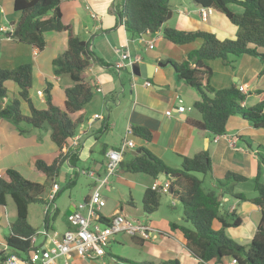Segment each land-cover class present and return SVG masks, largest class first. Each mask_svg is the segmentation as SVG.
Segmentation results:
<instances>
[{"label":"crops","instance_id":"1","mask_svg":"<svg viewBox=\"0 0 264 264\" xmlns=\"http://www.w3.org/2000/svg\"><path fill=\"white\" fill-rule=\"evenodd\" d=\"M14 1L0 0V24L17 26L21 13L15 10ZM123 3L124 0L60 2L63 23L70 27L75 36L89 42L91 65L84 72V80L94 88V96L85 110L73 115V118L83 113L86 115V121L75 135L78 139L77 146L74 147L71 141L78 162H67L68 166L63 168V175H60L63 180H68L71 186L78 183V176L83 169L94 170L96 177L85 175L89 192L78 203L65 205V214L68 217V212L75 209L80 202L90 199L93 188L98 184L96 178H102L106 174L107 152L122 146L127 139H131L134 146L126 147L122 162L135 156L133 153L136 150L147 148L168 166L179 168L183 156L192 157L208 150L212 163L210 178L203 174L200 177L196 175L203 180V184H207L208 189L218 188L217 179H223L228 171L247 177L246 181L236 183L234 189L244 193L247 199L242 200L227 194L223 198V208L236 212L242 219L241 225L228 227L226 232L238 243L248 246L261 218L260 208L250 199L256 195L254 179L260 153L264 154V128H255L238 115H232L228 119L227 131L222 136L212 135L196 127L192 122L201 119V114L193 105L200 99V93L179 78L173 61H184L190 51L200 48L202 40L175 44L164 37L162 30L153 34L146 32L141 36H133L128 33L120 19L119 12ZM170 6L172 17L164 26L184 31H208L221 40L236 37L238 27L216 9L210 8L207 19L204 20L201 15L203 7L196 5L192 0H170ZM236 8L241 10V7ZM69 33L46 32V47L41 51L35 46L0 33V68L12 69L25 63L32 64V87L29 96L38 109L47 107L48 90L53 103L61 108L65 107L66 88L72 86L73 81L68 74L54 73L53 60L67 50ZM150 44L154 47L150 48ZM121 50H128L133 60L131 66L117 68L116 63L121 60ZM141 62L146 63L144 71L138 69L135 73L133 64ZM206 62L213 70L210 82L215 88L243 86L247 93L244 104L248 106H253L264 98V74H261L263 65L258 57L244 54L230 56L229 64L221 59ZM158 63L165 65L158 66ZM147 80L152 83L151 86L145 85ZM49 83L52 84L51 87ZM5 85L8 93L3 104L12 98H18L21 100V109L25 114H29L27 102L20 97L19 85L13 80H7ZM98 88H101V91H98ZM38 90H42L41 95L37 93ZM180 105L192 109L180 114L176 111ZM168 110H172V114L168 115ZM134 126L149 129L152 138L147 141L134 133L128 135V128L133 129ZM44 128L48 129V135L41 137L40 132H33L31 128L20 132L12 122L0 119V174L8 168H15L30 180L33 176L41 177L35 171L36 159L42 158L50 163L57 154V145L50 136L51 129L48 126ZM232 141L234 144H231ZM79 162L84 166H78ZM58 180L60 181V178ZM157 180L144 173L125 171L120 166L112 180L101 187L106 206L100 213L106 218L124 214L150 224L154 228L150 238L142 240L140 235H136V242L132 236L120 233L110 242L104 257L90 259L74 255L70 258V264H132L128 261H118L116 256L142 263L199 264V259L186 247L180 229L172 228L173 222H183V211H178L175 215L167 213L161 210L160 203L156 212L145 213L142 206L145 190ZM159 180H166V177L160 176ZM110 189L118 190L113 198L106 195V191ZM57 207V218H63V210L61 211L58 204ZM215 221L217 224L213 222V227L216 224L214 228L220 229L221 223ZM7 225L11 224L8 222ZM54 227L50 222V229L59 232ZM73 228L69 222L67 230ZM37 236H42L41 231ZM43 242L44 239L36 244ZM0 243L4 245L5 238L0 240ZM113 243L122 251L126 247L124 243H128L129 251L117 253L112 248ZM44 244L50 246L48 242ZM21 258H26V254ZM59 264H63L62 260ZM205 264L238 263L227 257L220 262L211 261Z\"/></svg>","mask_w":264,"mask_h":264},{"label":"trees","instance_id":"2","mask_svg":"<svg viewBox=\"0 0 264 264\" xmlns=\"http://www.w3.org/2000/svg\"><path fill=\"white\" fill-rule=\"evenodd\" d=\"M60 2L61 0H15V10L19 11L21 16L14 32L7 37L16 38L41 51L46 47V32H70L67 50L53 60L54 73L68 74L73 81V85L66 88L65 107L61 108L53 103L50 90L46 95L47 107L38 109L35 106L29 96L32 87L31 63L12 69L0 68V119L12 122L20 132L25 131L19 128L23 121L37 128L48 126L51 129V138L57 145V154L50 163L42 158L36 159L34 167L40 176L52 181V186L58 182L61 167L66 161L71 164L78 162L71 141L86 121V115L83 113L76 118H73V115L84 111L94 96V88L84 80V72L91 65L89 42L75 36L70 27L63 23ZM192 2L223 13L238 27L236 37L221 40L208 31H184L164 26L172 17L170 0H124L119 15L128 33L133 36H141L146 32L153 34L162 30L164 37L175 44L202 40L200 48L190 51L184 61H173L179 78L200 93V99L193 105L201 114V119L192 122L196 127L212 135L222 136L227 131L228 119L232 115H238L253 127L264 128V100L248 106L244 104L247 93H243L238 87L232 85L215 88L210 82L213 70L206 62L221 59L229 64L230 56L249 54L261 60V74H264V0ZM235 6L241 7V10L238 11ZM7 80H13L19 85L20 97L27 102L29 114L22 111L21 100L18 98H12L3 104L8 93L5 85ZM51 85L49 83L50 87ZM132 130L147 141L152 138L151 131L145 127L134 126ZM120 166L125 171L144 173L154 179H159L162 174L166 175L172 191L169 194L183 207V222H173L172 228L180 229L186 247L199 259V264L220 262L227 257H231L238 264H264V181L261 179L264 172V154L260 153L254 179L256 195L250 199L260 208L261 218L248 246L238 243L226 232L228 227L241 225L242 219L236 212L223 208V198L227 194L242 200L247 199L244 193L234 190L236 183L246 181L247 177L228 171L223 179H217L218 188H205L203 180L197 177L196 173L207 175L212 172L208 150L192 157L183 156L181 167L173 168L147 148H142L140 154L131 156L128 161H121ZM45 188L46 184L24 177L15 168H8L0 174V207H5L7 197L10 196L17 211L15 220L9 226L10 232L4 237L7 249L0 252L4 259L15 255L23 257L32 247L31 239L38 234V230L29 223V207L32 203H48L42 197ZM162 194L164 192L160 188L153 189L152 186L145 190L142 200L145 213L153 214L159 209ZM100 220L108 224L111 219L100 217ZM215 220L221 223L220 229L213 228ZM46 221L48 222L47 217L45 223ZM135 236L132 237L137 242ZM116 258L118 261H128L132 264H154L131 261L120 256Z\"/></svg>","mask_w":264,"mask_h":264},{"label":"built area","instance_id":"3","mask_svg":"<svg viewBox=\"0 0 264 264\" xmlns=\"http://www.w3.org/2000/svg\"><path fill=\"white\" fill-rule=\"evenodd\" d=\"M210 8H202L201 15L204 20L207 19V15ZM15 27L6 26L0 24V33L6 37L12 34ZM154 45L150 44V48ZM121 60L116 63L117 68L124 66H131L133 60L130 58L128 50H121ZM140 59V58H138ZM146 86H151L150 81L145 82ZM240 91L246 93V89L243 86L238 87ZM101 91V88L97 89ZM39 95L42 94V90H38ZM182 102V99H179ZM192 109L185 105H180L176 108V111L183 114L187 110ZM167 114H172V110H168ZM98 116V115H96ZM133 130L128 128L127 134H132ZM77 137H73L72 144L77 146ZM231 144H234L232 141ZM133 147L134 142L131 139H127L126 142L114 149H110L107 152V168L106 174L101 178L97 177L98 184L93 188L91 197L89 200L82 201L78 206L68 214V220L74 227L60 234L57 231H52L49 227L51 218L57 211V204L55 199L60 189L59 182L53 184L51 192L49 194V202L45 204V217L48 222H44V228L41 231L44 237L43 244H36L38 236L32 237V247L26 254V258H21L15 255L12 258L4 259L3 255H0V264H59L62 260L63 264H70V258L77 255L81 258H102L107 252L110 242L119 233H125L130 236L140 235L141 237L150 238L154 228L150 224L143 223L139 220L132 219L124 214H117L110 217V222L104 224L101 222L100 217H104L100 212L106 206V200L101 193V187L109 182V177L114 175L116 170L120 167V163L123 160V154L126 151V147ZM81 174L96 177L94 170L83 169ZM153 189L160 188L162 192L169 193L170 183L167 180H157L153 185ZM101 215V216H100ZM0 232H2V226L0 224ZM45 242H48L50 246H45ZM2 250L7 249L5 243ZM233 262L236 261L233 259ZM173 264V263H172Z\"/></svg>","mask_w":264,"mask_h":264},{"label":"rangeland","instance_id":"4","mask_svg":"<svg viewBox=\"0 0 264 264\" xmlns=\"http://www.w3.org/2000/svg\"><path fill=\"white\" fill-rule=\"evenodd\" d=\"M173 1H176V0H173ZM263 100H264V98L261 101H263ZM44 127L37 128V127H34L31 123L26 122V121L21 122L19 125V128H22V129H30L31 128V130L33 132H36V133L40 132L41 137H42V135H45V134L48 135V132H47L48 129H46ZM50 136H51V134H50ZM67 162L68 161H66L61 167L62 168L61 172H60L61 175H63V173H62L63 168L65 166H68ZM78 166H84V165L79 162ZM36 174H38V173L36 172ZM61 175L58 177V179L60 178V181L57 180V181H59L61 189L59 191V195L56 196L55 203L60 206L61 211L63 210V212H64L63 216L64 217L63 218H60V217L57 218V214H56L50 220V222L52 223V226L54 225L60 233L67 230V227L69 225V222H68L69 220H67L68 217L65 214V209H63V207H65V205H69L71 202L78 203V201H80L82 199V197L87 192H89V188L86 184L87 182H86V178H85L86 176L85 175H83V174L79 175L78 176V183L74 186L69 185L68 180H65V179L63 180ZM196 175L200 177L202 174L196 173ZM207 176L210 178V174H207ZM113 177H114V175L109 177V182L112 180ZM34 179H36V180H34ZM31 180L46 184V188H45V191H44L42 197H44V199L47 202H49V194H50L51 188H52V181L45 178L44 176L43 177L42 176L41 177L33 176V179H31ZM262 180L264 181V172L262 174ZM204 184H205L204 187L207 188V184L206 183H204ZM124 188H126V185H124ZM104 191L105 190H103V192ZM117 191L118 190H116V189H110L109 191H106V195L109 196L110 198H113L117 195ZM44 202L43 203L42 202L32 203L29 207V218H28L29 223L33 227H35L38 230V232L42 231V229L44 228V222H45V203ZM1 208L2 209H0V223L3 226V231L0 232V238H1L0 240H3V238L7 234H9V232H10V227L7 225V223L8 222L10 224L13 223V221L16 218L17 211H16V205L10 196L7 197L5 207L3 208V206H2ZM161 210H163V211L165 210L167 213H171V214L175 215V213L178 211L182 212L183 207L180 204V202L174 201V199L171 197V195L164 193V194H162V198H161ZM5 213L7 216L5 215ZM147 216L149 217V215H147ZM214 223H216V221H214ZM216 224H214V227H216ZM55 227H54V229H55ZM43 239H44V237L40 236L37 241L41 242V241H43ZM115 244L116 243H113V245H112V248L115 252L123 253V251H129V247L127 246L128 243H124V245H126V247L123 249V251L120 250L118 248V246H116ZM2 248H4V246H3V244L0 243V249H2Z\"/></svg>","mask_w":264,"mask_h":264},{"label":"water","instance_id":"5","mask_svg":"<svg viewBox=\"0 0 264 264\" xmlns=\"http://www.w3.org/2000/svg\"><path fill=\"white\" fill-rule=\"evenodd\" d=\"M144 65H146V63H134L133 64V71L135 72V73H137V71H138V69H140V70H142V71H144ZM165 64L164 63H158V66H164ZM144 77H147L146 75H143ZM150 76V75H149ZM142 152V150H140V149H138V150H136V152L135 153H133V154H135V155H138V154H140ZM161 176H163L164 178L166 177V175L165 174H162ZM171 188L169 189V193L171 194ZM68 214H70V212H68Z\"/></svg>","mask_w":264,"mask_h":264}]
</instances>
